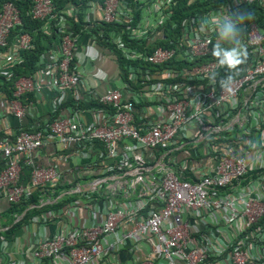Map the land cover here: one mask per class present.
Segmentation results:
<instances>
[{"label": "built area", "instance_id": "obj_1", "mask_svg": "<svg viewBox=\"0 0 264 264\" xmlns=\"http://www.w3.org/2000/svg\"><path fill=\"white\" fill-rule=\"evenodd\" d=\"M177 1L105 0L72 6L71 15L84 14L85 29L74 33L72 22L62 17L56 25L60 37L41 58L45 66L15 82L9 109L22 120L36 102L24 105L23 94L35 92L38 97L51 87H75L82 77L81 68L85 74L95 72L93 59H84L80 53L78 57L76 52L82 36H89L100 50L99 42L117 46L119 57L128 60L123 66L118 61L121 86L108 87L95 97L111 105L112 112L73 108L71 116L62 112L43 128L41 124L31 128L34 130L20 127L14 138L0 140V197L10 203L29 198L40 185L51 189L58 184L61 176L56 167L36 166L25 156L45 145L46 138L78 145L86 157L100 143L101 158L87 165L102 175L93 180L100 181L93 192L107 183V192L113 194L107 197L105 209H100V198L93 192L82 193L88 203L99 207L95 209L98 219L75 227L67 224L37 241L30 252L31 264L46 260L56 264H264V173L255 178L248 174L264 167V0H202L208 4L199 10L198 20L175 9ZM54 9L53 0H35L32 14L46 19ZM221 13L250 14L240 25L248 59L235 75L233 93L219 84L230 70L212 55L217 33L200 31L202 19ZM21 23L19 9L11 2L3 4L1 74L10 75L33 45L29 33L16 34L10 43L12 30ZM44 30H55L50 20ZM148 37L165 45L145 44ZM48 53L50 62L45 60ZM170 61L192 64L175 66ZM39 73L47 81H38ZM212 73L217 74L216 82L210 78ZM151 75L160 79L148 82ZM95 77L109 82L107 75ZM170 77L181 81L167 82ZM84 111L95 116L91 126L82 121ZM204 125L211 129L209 133L231 132L219 134L213 144L201 134ZM198 137L205 139L206 154L213 156L201 168L187 160L185 167L194 170L193 180L179 176L169 163L157 171L149 166L155 150L165 151V159ZM226 142L229 150L224 147ZM104 158L119 160L110 166ZM22 163L33 166L29 185L20 182ZM113 169L135 175L128 191L134 184H143L137 196L122 200L115 196L121 184L110 175ZM80 201H72L67 210H79ZM53 215L55 212H45L41 221ZM8 243L2 238V248ZM123 251L127 262L121 261Z\"/></svg>", "mask_w": 264, "mask_h": 264}, {"label": "crops", "instance_id": "obj_2", "mask_svg": "<svg viewBox=\"0 0 264 264\" xmlns=\"http://www.w3.org/2000/svg\"><path fill=\"white\" fill-rule=\"evenodd\" d=\"M77 53L81 54V56L86 59H93L94 64H96V75L95 72L88 74L82 71V68L79 70L82 77H80L79 84L75 87L70 88H62L59 89L57 87H51V89L44 90L40 96L37 97L36 102L32 107V111L30 114L22 118V120L17 119L14 114L9 109V100L6 99L3 95H0V140L8 139L13 137L14 130L23 127L24 129H31L32 127H36L40 125L45 127L48 123V120L51 118L52 113L56 112L55 107L61 106L63 103L73 99L75 101H88L92 98L98 97V95L102 94L108 87H120V73L119 66L114 59H112L109 54H102L100 47L95 44V42L89 36H82L80 42L78 44ZM111 53V52H109ZM106 56V58L104 57ZM78 59V58H77ZM51 55L48 53L46 55V61L50 62ZM98 60V62H96ZM83 66V64H81ZM107 75L109 78V82H99L95 76H104ZM36 79L38 81H47L45 75L39 73L36 75ZM92 85L94 87V91L91 89ZM91 90L93 93L91 94ZM80 99V100H79ZM54 102L58 104L55 105ZM58 106V107H59ZM74 109L67 108L65 109L64 116H71ZM83 123L86 127L91 126L94 123L95 116L90 111L83 112ZM3 133V136L1 135ZM45 145L41 148L25 155L30 156L33 164L40 167H56L59 170L61 178L59 179V184H83L85 182H89L90 180H94L98 176L101 175V171L92 170V168H87V165L91 163L95 158L100 159L101 156V148L100 143H98L96 148H94L92 155L90 157H86L80 147L75 144L63 145L58 140L54 138H46ZM154 155L150 157L152 169L155 171L163 168V165L167 163L173 164V168L180 175L187 177L188 179H194V170H187L185 172L179 170L181 165L179 163V159L184 156V152L178 150L174 152L172 155L170 154L165 159L163 158L162 151L155 150L153 152ZM24 156V157H25ZM26 159V158H24ZM118 159V158H117ZM111 160L104 158V163H109V165H113L117 160ZM119 160V159H118ZM117 160V161H118ZM134 161V160H133ZM200 166V165H199ZM182 168V167H181ZM32 165L22 163L21 170V178L20 182L23 185H29L33 182L32 177ZM128 170H115L113 173H110L113 180H116L121 186H118L119 192L128 191L130 183L134 180V176L130 174ZM123 172V173H122ZM130 174V175H126ZM110 178V177H109ZM107 184V183H106ZM103 185L104 189H108V185ZM76 187V186H75ZM73 187L72 189H74ZM143 188L142 183L134 184V189L137 191V194ZM71 189V190H72ZM70 190V191H71ZM130 193H132V191ZM95 191V190H94ZM126 191V192H127ZM90 191L88 193H92ZM86 196H79L77 200H81L78 204L79 210L71 211L67 206L63 209H52L49 210L52 213L55 212V216L46 221H41V214L45 213H37L33 215L30 220L24 223L19 230L16 231L14 238L12 240L8 239V245L5 248H2L1 241L4 236L0 235V264H31V250L35 246V243L44 237H51L57 231L66 228L67 224L70 226L81 225L84 222L90 224L98 217L95 214V209H100L104 206V203H107V196L101 197L99 200L98 206L95 203H88ZM49 201H46L48 203ZM56 200L51 201L50 203H54ZM10 207V202L3 197H0V212L4 213ZM106 206L103 207L105 209ZM102 209V210H103ZM67 210V211H64ZM48 212V211H47ZM25 213V212H24ZM101 213V212H100ZM36 217L32 222V218ZM100 218V217H99ZM6 217H0V231H5L8 227H10L13 223H10L8 226ZM121 261L127 262V255L125 251L120 253ZM43 264H56L54 261L46 260Z\"/></svg>", "mask_w": 264, "mask_h": 264}, {"label": "trees", "instance_id": "obj_3", "mask_svg": "<svg viewBox=\"0 0 264 264\" xmlns=\"http://www.w3.org/2000/svg\"><path fill=\"white\" fill-rule=\"evenodd\" d=\"M90 1H99L104 2L105 0H53L55 9L53 10L52 14L49 15L46 19H38L35 18L32 14V8L34 5L35 0H0V8L5 4L6 2L13 3L20 11L22 23L17 24L15 28L11 32L10 36V43L12 44L15 40V36L18 33H29L33 36V45L26 50L23 53V61L16 65L13 68V72L10 75H4L0 73V95H3L6 99L11 100L14 98V89H15V82L21 78V77H27V76H33L38 70L42 69L45 66V62H40L43 55L47 53V51L50 49V47L54 44V42L60 37V34L57 33L58 28H56V25L60 23L62 20V17H65L67 20H70L72 22L73 32H79L85 29V23H84V14L78 13L75 15H71L68 10L73 7H85L88 2ZM189 0H179L177 6L179 8H187V16L195 17L196 20L200 18L201 12L197 10V6H205L206 4L200 3V2H190L191 4H188ZM191 10H194V12H190ZM198 11V12H197ZM190 13H194L191 14ZM50 20V22L53 23V28H55L54 31H46L44 30V24ZM93 31V30H92ZM96 31V29H94ZM150 37H148L145 40V44L152 45H165L164 42L157 41H149ZM114 47L116 49L117 54L121 51L117 48V46H110ZM120 58V63L123 66V64L127 63L128 60H124L122 56ZM46 60V59H45ZM47 62V61H46ZM171 65L175 66H186L191 65L192 63H186L181 61H175L171 62ZM155 68V66L153 65ZM153 68V69H154ZM160 79V77L151 75V78L148 82H153ZM167 82L174 83L175 81L179 82L181 81L180 78H168L166 80ZM136 85V84H135ZM21 102L24 105H28L31 102H34L37 100V95L35 92H29L26 94H23L20 97ZM83 108V109H89V108H101L109 111H113V108L111 105H105L100 103V101L96 98H92L88 101H75L73 99L63 103L61 106H59L55 113H52L51 118L48 120V123H51L55 118L62 113L67 108ZM227 121V120H226ZM224 124V123H223ZM46 124L45 126H47ZM28 130H34V129H28ZM202 135L206 136V139H210L211 143L214 144V141H217L219 138L217 136L219 134H230V130L223 129L220 131V133H209L210 128L207 127V125H204L202 128ZM16 129L14 130L13 134L15 135ZM3 136V133H1ZM14 135L12 138H14ZM184 140V138H182ZM193 143V142H192ZM196 144L187 145L190 148H198V151L200 153L199 158L203 157L205 161H209L210 157L213 155L206 154V151L204 149L205 141H197ZM229 142H226L224 144L225 149L229 150L228 147ZM174 147V146H173ZM198 158V159H199ZM201 160V159H199ZM198 162V161H197ZM115 169L110 170L109 173H113ZM142 172V171H140ZM145 173V171H143ZM264 173V167L250 170L248 172L249 175L252 177H258L261 174ZM77 183V182H76ZM75 184H59L56 185L54 188H47L46 186H38L34 189L33 193L29 198H21L20 200L16 202H11L10 207L8 210L4 213L0 212V217H6L7 223L4 226H8L10 223H13L10 227H8L5 231H0V235L4 236L6 239L12 240L14 238V235L17 230L20 229L24 225L25 222L30 220V218L37 214L42 212H47L52 209H63L68 204H70L72 201L78 199L79 196H81V193H70L69 191L76 186ZM128 192H120L118 195L115 196L119 199H131L134 196H137V191L133 190L132 193ZM63 195V196H62ZM93 195L97 196L101 199L103 196H107L109 198L113 197V194L111 192H107L106 189H100L96 192H93ZM61 196V197H60ZM56 200L54 203H50L51 201ZM46 201H49L48 203L44 204ZM25 212V213H24Z\"/></svg>", "mask_w": 264, "mask_h": 264}, {"label": "clouds", "instance_id": "obj_4", "mask_svg": "<svg viewBox=\"0 0 264 264\" xmlns=\"http://www.w3.org/2000/svg\"><path fill=\"white\" fill-rule=\"evenodd\" d=\"M178 2H179V0L177 1L176 4L173 5L175 7V9H178L181 12H186L185 14L187 15L189 13V12H187V8H179L177 6ZM190 2L204 3L202 0H189L188 4H191ZM204 4L207 5L208 3H204ZM202 7L203 6H201V5L197 6V10L198 11L201 10ZM190 12H194V10H191ZM247 18H250V14H236V13L225 14V13H221V14H217V15H210L209 17L202 19L200 22V31L202 33H207L210 30H214L217 33V41H216L215 45L213 46L212 55L216 58V60L220 66L226 67L227 69L230 70L229 75H227L226 77H223L219 80V84H220L221 88L223 90L227 91L228 93L234 92L233 85L235 83V75H238V73L240 71V66L245 64L247 59H248V50H247V47L242 43L241 27H240V25L243 24ZM137 22H138V19L134 23H132V25H135ZM121 25H122V27H126L125 24L121 23ZM114 26H115V24L110 25V27H112V28ZM99 43L102 44V50H101L102 54L103 55L104 54L111 55L112 59H114L116 61L117 66H120V64L118 62L120 60L119 55L117 54V52H113L116 49L114 47H110L113 44L104 43V42H99ZM225 44H228L231 46L225 47L224 46ZM109 52H111V53H109ZM216 76H217L216 73L211 74L210 78L213 82H216ZM190 141H191L190 143L186 144L184 146V148H182L180 150V151L184 152V156L179 159V162H176V163H179L181 165L182 168L180 167L179 170H182L183 172L186 171V169H183V167L185 168V164H186L187 160L190 161V164H194V163L198 164V166L196 168L204 167V165L206 164V161H205V159H203V157L199 158L200 153L198 151V148H195V147L190 148L187 146V145L196 144L195 142H197V141H199V142L203 141L204 142L205 139L198 137L196 139H190ZM204 146H205V144H204ZM159 151H162V153L165 152V151L160 150V149H159ZM189 153H190V155H189ZM198 158L201 160H199ZM174 164L175 163L172 164V166H171L172 168H173ZM150 165L152 166L151 162L149 163V166ZM187 170H189V169H187ZM153 171H155V170H153ZM177 174L183 178L185 177V176L180 175L178 172H177ZM185 178H187V177H185ZM90 181H93V180H90ZM79 185H81V184H79ZM79 185H76V187L74 189H76ZM77 193L82 194L85 192H77ZM3 238H5V237H3Z\"/></svg>", "mask_w": 264, "mask_h": 264}, {"label": "water", "instance_id": "obj_5", "mask_svg": "<svg viewBox=\"0 0 264 264\" xmlns=\"http://www.w3.org/2000/svg\"><path fill=\"white\" fill-rule=\"evenodd\" d=\"M100 184V181H89L79 185L76 189L69 191L70 193H77V192H89L96 190L97 186ZM63 196V195H62ZM61 197V196H60Z\"/></svg>", "mask_w": 264, "mask_h": 264}, {"label": "rangeland", "instance_id": "obj_6", "mask_svg": "<svg viewBox=\"0 0 264 264\" xmlns=\"http://www.w3.org/2000/svg\"><path fill=\"white\" fill-rule=\"evenodd\" d=\"M78 57H80V54H78Z\"/></svg>", "mask_w": 264, "mask_h": 264}]
</instances>
